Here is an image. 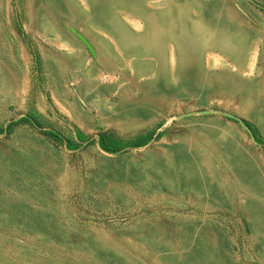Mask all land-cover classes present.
<instances>
[{"label":"rangeland","instance_id":"rangeland-1","mask_svg":"<svg viewBox=\"0 0 264 264\" xmlns=\"http://www.w3.org/2000/svg\"><path fill=\"white\" fill-rule=\"evenodd\" d=\"M207 116L264 159V0H0V264H264V186L153 180Z\"/></svg>","mask_w":264,"mask_h":264},{"label":"crops","instance_id":"crops-1","mask_svg":"<svg viewBox=\"0 0 264 264\" xmlns=\"http://www.w3.org/2000/svg\"><path fill=\"white\" fill-rule=\"evenodd\" d=\"M191 125L164 142L168 160L152 161L153 180L211 210L248 211L247 195L253 199L264 186L262 154L239 125L217 116L195 118Z\"/></svg>","mask_w":264,"mask_h":264},{"label":"trees","instance_id":"trees-1","mask_svg":"<svg viewBox=\"0 0 264 264\" xmlns=\"http://www.w3.org/2000/svg\"><path fill=\"white\" fill-rule=\"evenodd\" d=\"M251 136L257 140V138H256V136H255V134H254V132L251 133Z\"/></svg>","mask_w":264,"mask_h":264}]
</instances>
